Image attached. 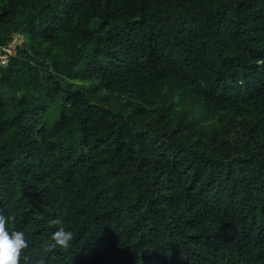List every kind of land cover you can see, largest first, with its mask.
Instances as JSON below:
<instances>
[{
    "label": "trees",
    "instance_id": "16d2710c",
    "mask_svg": "<svg viewBox=\"0 0 264 264\" xmlns=\"http://www.w3.org/2000/svg\"><path fill=\"white\" fill-rule=\"evenodd\" d=\"M0 47L26 264H264V0H0Z\"/></svg>",
    "mask_w": 264,
    "mask_h": 264
},
{
    "label": "clouds",
    "instance_id": "9594fccd",
    "mask_svg": "<svg viewBox=\"0 0 264 264\" xmlns=\"http://www.w3.org/2000/svg\"><path fill=\"white\" fill-rule=\"evenodd\" d=\"M14 219L11 215L0 213V264H26L23 254L28 248V241L23 231L12 228ZM72 239V232L63 226L51 235V247H67Z\"/></svg>",
    "mask_w": 264,
    "mask_h": 264
},
{
    "label": "built area",
    "instance_id": "2783aa9c",
    "mask_svg": "<svg viewBox=\"0 0 264 264\" xmlns=\"http://www.w3.org/2000/svg\"><path fill=\"white\" fill-rule=\"evenodd\" d=\"M9 62V52L7 47H0V64L6 66Z\"/></svg>",
    "mask_w": 264,
    "mask_h": 264
},
{
    "label": "rangeland",
    "instance_id": "374dc122",
    "mask_svg": "<svg viewBox=\"0 0 264 264\" xmlns=\"http://www.w3.org/2000/svg\"><path fill=\"white\" fill-rule=\"evenodd\" d=\"M20 40V39H19ZM21 41V40H20Z\"/></svg>",
    "mask_w": 264,
    "mask_h": 264
}]
</instances>
